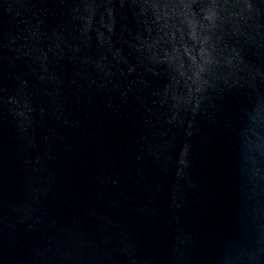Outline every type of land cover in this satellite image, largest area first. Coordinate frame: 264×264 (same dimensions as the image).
<instances>
[{
  "label": "water",
  "instance_id": "1",
  "mask_svg": "<svg viewBox=\"0 0 264 264\" xmlns=\"http://www.w3.org/2000/svg\"><path fill=\"white\" fill-rule=\"evenodd\" d=\"M0 264H264V0H0Z\"/></svg>",
  "mask_w": 264,
  "mask_h": 264
}]
</instances>
